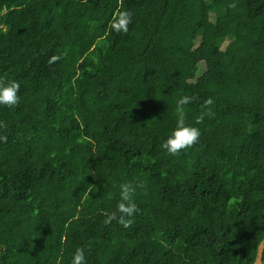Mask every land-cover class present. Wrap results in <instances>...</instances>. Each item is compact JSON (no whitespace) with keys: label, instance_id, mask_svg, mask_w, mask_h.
<instances>
[{"label":"trees","instance_id":"trees-1","mask_svg":"<svg viewBox=\"0 0 264 264\" xmlns=\"http://www.w3.org/2000/svg\"><path fill=\"white\" fill-rule=\"evenodd\" d=\"M121 11L126 34L110 28ZM8 81L0 264H70L77 248L87 264H255L264 0H0ZM184 96L201 136L170 156ZM122 183L142 185L128 227L109 220Z\"/></svg>","mask_w":264,"mask_h":264},{"label":"clouds","instance_id":"clouds-1","mask_svg":"<svg viewBox=\"0 0 264 264\" xmlns=\"http://www.w3.org/2000/svg\"><path fill=\"white\" fill-rule=\"evenodd\" d=\"M132 23V15L128 11H121L118 15L114 16L110 22V28L112 31L118 34H126L129 30V24ZM57 57H53V60ZM19 90L20 85L15 81L0 82V107H13L19 103ZM191 103V98L188 96L181 97L177 101V121L176 125L162 143L161 147L170 156H176L182 151H186L199 142L201 136L200 130L195 126H189L185 123L184 106ZM208 104L211 100L207 101ZM201 120L197 119L196 123H200ZM142 185L133 183H122L120 188V203L117 206L116 212H114L109 220L116 217V213H119V222L128 227L131 223L132 217H134L139 209L136 203L133 201V197L136 193V189ZM70 264H87V258L85 250L83 248H77L71 257Z\"/></svg>","mask_w":264,"mask_h":264},{"label":"water","instance_id":"water-1","mask_svg":"<svg viewBox=\"0 0 264 264\" xmlns=\"http://www.w3.org/2000/svg\"><path fill=\"white\" fill-rule=\"evenodd\" d=\"M263 254H264V238L258 246L255 264H264Z\"/></svg>","mask_w":264,"mask_h":264},{"label":"rangeland","instance_id":"rangeland-1","mask_svg":"<svg viewBox=\"0 0 264 264\" xmlns=\"http://www.w3.org/2000/svg\"><path fill=\"white\" fill-rule=\"evenodd\" d=\"M254 219H256V217H254Z\"/></svg>","mask_w":264,"mask_h":264}]
</instances>
